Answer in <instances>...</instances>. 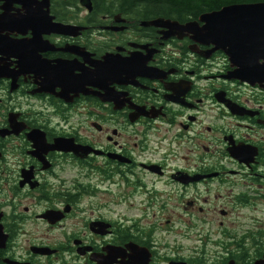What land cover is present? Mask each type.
Listing matches in <instances>:
<instances>
[{"label":"flooded vegetation","instance_id":"1","mask_svg":"<svg viewBox=\"0 0 264 264\" xmlns=\"http://www.w3.org/2000/svg\"><path fill=\"white\" fill-rule=\"evenodd\" d=\"M90 1L0 0L1 263L257 264L264 219L233 213L264 205V86ZM156 231L209 241L187 257Z\"/></svg>","mask_w":264,"mask_h":264},{"label":"water","instance_id":"2","mask_svg":"<svg viewBox=\"0 0 264 264\" xmlns=\"http://www.w3.org/2000/svg\"><path fill=\"white\" fill-rule=\"evenodd\" d=\"M83 2L89 4L91 1ZM151 25L166 29V36L181 37L190 33L200 42L214 44L215 50L225 51L238 66V77L264 86V63H260L264 61V3L227 6L203 14L198 21L186 25L163 18L152 21ZM6 242L7 236L0 231V249L6 247ZM257 264H264V259Z\"/></svg>","mask_w":264,"mask_h":264},{"label":"trees","instance_id":"3","mask_svg":"<svg viewBox=\"0 0 264 264\" xmlns=\"http://www.w3.org/2000/svg\"><path fill=\"white\" fill-rule=\"evenodd\" d=\"M100 3L102 0H93ZM138 7L142 17L169 19L179 23L198 20L200 16L231 5L264 3V0H104ZM154 21V20H153ZM0 264L1 261H0Z\"/></svg>","mask_w":264,"mask_h":264},{"label":"rangeland","instance_id":"4","mask_svg":"<svg viewBox=\"0 0 264 264\" xmlns=\"http://www.w3.org/2000/svg\"><path fill=\"white\" fill-rule=\"evenodd\" d=\"M264 205H256L254 210H235L234 217L239 215H244V218H240L239 221H244L247 219V225L253 224V220H263L264 219ZM176 213V211H175ZM170 213V215H175L171 218L172 225L178 223V215ZM187 222L190 220L186 219ZM194 224V221H191ZM202 232L206 231H156V237L163 243H167L170 248L179 250L183 256L193 257L195 253L199 252L205 242L209 241V237L204 239L205 236ZM210 248V247H209ZM208 248V249H209Z\"/></svg>","mask_w":264,"mask_h":264},{"label":"bare ground","instance_id":"5","mask_svg":"<svg viewBox=\"0 0 264 264\" xmlns=\"http://www.w3.org/2000/svg\"><path fill=\"white\" fill-rule=\"evenodd\" d=\"M151 24V23H150ZM153 26V25H152ZM156 27V26H155ZM158 28H161V27H158Z\"/></svg>","mask_w":264,"mask_h":264}]
</instances>
